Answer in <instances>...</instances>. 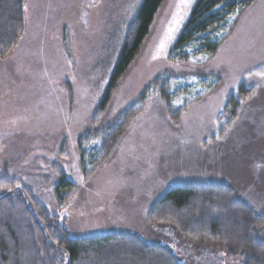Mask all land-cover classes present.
<instances>
[{
    "label": "rangeland",
    "instance_id": "obj_1",
    "mask_svg": "<svg viewBox=\"0 0 264 264\" xmlns=\"http://www.w3.org/2000/svg\"><path fill=\"white\" fill-rule=\"evenodd\" d=\"M139 2L23 1L21 35L0 58V176L28 189L72 238L131 232L168 247L183 264H239L211 246L199 249L182 238L175 243L145 215L168 186L187 182L226 184L264 213V76L256 70L264 65V0H252L233 17L213 56L188 62L172 60L169 51L196 0L187 7L164 0L93 122L113 55ZM163 75L171 77V106H184L176 120L150 93L108 156L85 177L78 141L93 136L88 149L101 145L104 129ZM241 82L252 91L229 119L225 101ZM57 171L76 188L62 205Z\"/></svg>",
    "mask_w": 264,
    "mask_h": 264
},
{
    "label": "trees",
    "instance_id": "obj_2",
    "mask_svg": "<svg viewBox=\"0 0 264 264\" xmlns=\"http://www.w3.org/2000/svg\"><path fill=\"white\" fill-rule=\"evenodd\" d=\"M23 1L0 0V58L10 53L21 35ZM251 1L196 0L169 51V58L188 62L199 55L213 56L229 33L233 17ZM163 2L140 0L138 3L124 39L120 40L113 55L104 89L93 112V122H98L103 115L112 91L138 55ZM256 70L264 73V65ZM251 91L252 87L241 82L228 95L224 113L229 119ZM150 93L166 103L174 120L184 109V106L170 104L175 95L171 92L170 75L158 77L133 106L104 129L106 136L101 145L88 149L93 136L78 141L85 177L108 156L117 137L140 112ZM57 177L55 191L62 205L76 188L62 171ZM145 221L170 233L175 243L182 238L199 249L217 248L224 253L225 259L237 260L239 264H264V213H256L226 184H172L147 209ZM0 264L183 263L168 247L148 243L131 232L72 238L58 217L48 214L28 189L3 174L0 176Z\"/></svg>",
    "mask_w": 264,
    "mask_h": 264
},
{
    "label": "snow or ice",
    "instance_id": "obj_3",
    "mask_svg": "<svg viewBox=\"0 0 264 264\" xmlns=\"http://www.w3.org/2000/svg\"><path fill=\"white\" fill-rule=\"evenodd\" d=\"M180 3L183 6L187 7L188 5H190L191 0H180ZM176 22L179 23V21H176ZM259 75L264 76V73H259ZM17 187H19V185H17ZM8 191H11V189H8Z\"/></svg>",
    "mask_w": 264,
    "mask_h": 264
}]
</instances>
